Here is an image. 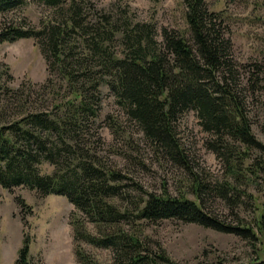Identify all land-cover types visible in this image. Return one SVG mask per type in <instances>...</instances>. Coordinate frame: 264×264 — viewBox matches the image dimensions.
<instances>
[{
    "label": "trees",
    "instance_id": "1",
    "mask_svg": "<svg viewBox=\"0 0 264 264\" xmlns=\"http://www.w3.org/2000/svg\"><path fill=\"white\" fill-rule=\"evenodd\" d=\"M28 1L53 8L58 18L42 21L38 27L3 24L0 42L34 38L48 74L59 75L68 93L59 101L54 99L51 110L29 111L20 96L22 89L6 83L3 75L11 78L7 68L0 72V185L4 189L25 186L43 195L65 196L75 208L70 222L75 254L82 264L93 260L81 242L109 248L112 264H175L164 252L144 253L141 221L176 219L254 236L250 227L226 224L205 210L207 184L192 172L187 151L177 135L179 117L194 110L202 129L213 136L209 149L225 160L229 176L234 179L245 177L242 153H247L236 152L235 147L253 148L264 155V144L254 137L246 113L250 73L257 87L258 74H264V69L259 64L251 70L250 64L241 66L246 74L241 79V67L233 58L220 13L210 11L205 0H182L186 28H162L161 39L156 38V29L148 22L112 15L88 19L83 12L84 0H68L66 4L65 0H0V13ZM261 80L264 87V77ZM44 86L52 92L51 87H56L50 76ZM102 86L112 91L116 103L138 124L154 151L190 170L194 199L165 190L136 197L127 188L124 190L125 174L101 165L81 146L79 136L86 131V123L98 117ZM10 109L15 112L6 118ZM45 162L53 166L51 173L41 171ZM252 165L253 169L247 167L249 173L264 170L262 158ZM233 188L227 181L215 191L229 200ZM258 219V228H262L264 205ZM29 244L24 232L15 264H33ZM246 264H264V259Z\"/></svg>",
    "mask_w": 264,
    "mask_h": 264
},
{
    "label": "rangeland",
    "instance_id": "2",
    "mask_svg": "<svg viewBox=\"0 0 264 264\" xmlns=\"http://www.w3.org/2000/svg\"><path fill=\"white\" fill-rule=\"evenodd\" d=\"M205 2L210 11L220 13L223 18L235 62L240 67L250 64V70L254 64L264 69V0ZM83 5L85 16L93 21L112 15L132 22L151 23L157 39H161L162 28L181 31L186 28V7L182 0H84ZM55 18L58 16L53 8L39 1H28L0 13V27L10 23L38 27L42 21ZM117 44L113 42L115 50L119 51ZM5 68L11 76L3 75L6 83L22 89L20 96L29 111L51 110L54 99L59 101L68 93L59 75L48 74L46 60L34 38L0 42V72ZM239 70L241 79L245 78L244 69ZM48 76L56 86L51 87L53 92L49 86L42 87ZM254 77L250 73L246 113L254 137L264 144V87L261 83L264 74H258L257 87ZM99 96L98 117L86 123V131L79 136L81 146L89 150L92 158L125 174L124 190L127 188L136 197L165 190L171 195L185 194L194 199L190 170L154 151L138 124L116 103L109 88L102 86ZM14 112L8 110L6 118ZM176 126L192 172L207 184L203 194L205 210L226 224L250 227L254 236L221 232L176 219L141 221L139 234L145 244L144 253L164 252L175 264H246L256 258L264 259V226L258 228V215L264 205V170L249 173L247 169L248 166L254 168L255 159L264 160V155L253 148L235 147L236 152L247 153H242L245 177L234 179L229 176L225 160L209 149L208 142L214 140L213 136L202 129L194 110L184 112ZM40 169L51 173L53 166L45 162ZM227 181L234 187L229 190V200L220 198L215 191ZM74 210L65 196L43 195L25 186L4 189L0 185V264H15L24 232L29 236L33 264H82L75 254L70 222ZM87 226L94 231L91 224ZM80 244L93 260L91 264H112L113 254L109 248Z\"/></svg>",
    "mask_w": 264,
    "mask_h": 264
}]
</instances>
